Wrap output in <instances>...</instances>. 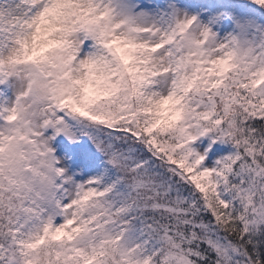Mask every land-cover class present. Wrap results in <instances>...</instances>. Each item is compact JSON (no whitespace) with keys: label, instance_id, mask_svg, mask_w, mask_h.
<instances>
[{"label":"snow or ice","instance_id":"snow-or-ice-1","mask_svg":"<svg viewBox=\"0 0 264 264\" xmlns=\"http://www.w3.org/2000/svg\"><path fill=\"white\" fill-rule=\"evenodd\" d=\"M0 264H264V0H0Z\"/></svg>","mask_w":264,"mask_h":264}]
</instances>
